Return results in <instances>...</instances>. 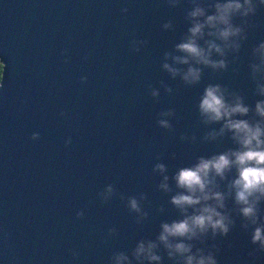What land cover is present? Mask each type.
I'll list each match as a JSON object with an SVG mask.
<instances>
[{
	"label": "water",
	"instance_id": "obj_1",
	"mask_svg": "<svg viewBox=\"0 0 264 264\" xmlns=\"http://www.w3.org/2000/svg\"><path fill=\"white\" fill-rule=\"evenodd\" d=\"M187 7L169 8L165 0H0V264H107L115 251L130 253L138 240L154 239L162 221L178 217L157 190L154 164L164 163L171 176L197 156L232 146L200 142L208 129L196 104L209 83L244 93L250 105L259 99L247 66L251 48L264 41V9L238 63L218 74L206 69L199 86L186 88L161 71V61L187 30ZM169 20L174 31L165 32ZM133 40L147 43L137 53ZM168 109L176 111L171 133L156 124ZM33 133L40 139L33 141ZM182 134L197 142H181ZM109 184L117 196L105 204L97 194ZM139 193L149 215L137 225L119 196ZM110 228L119 236L108 237ZM216 243L219 264H248L252 246L239 220ZM164 264H171L166 256ZM255 264H264V254Z\"/></svg>",
	"mask_w": 264,
	"mask_h": 264
},
{
	"label": "clouds",
	"instance_id": "obj_2",
	"mask_svg": "<svg viewBox=\"0 0 264 264\" xmlns=\"http://www.w3.org/2000/svg\"><path fill=\"white\" fill-rule=\"evenodd\" d=\"M184 2L188 4L184 11L188 27L171 50L163 53L161 71L173 81L179 78L184 87L194 88L201 84L206 69L218 74L238 63L248 33L256 27L253 18L264 9V0H165L169 8H178ZM121 12L126 14L128 9L122 8ZM162 30L174 31L173 21L165 22ZM146 43L133 40L131 49L138 53ZM247 67L254 86L252 94L259 97L254 105L246 103L244 93L220 83L207 84L196 104L199 123L208 129L200 142L228 140L232 146L209 156H197L171 176L164 163H155L152 172L160 177L157 190L169 197L168 204L178 217L162 221L155 238L138 240L130 253L113 252L107 264H164L165 256L171 264H219L221 249L216 241L227 238L238 220L252 246L248 264H255L258 254H264V41L251 48ZM232 71L238 74L236 68ZM80 82L86 83L87 77H81ZM160 88L168 95L173 92L163 80ZM148 91L159 102L160 91L151 85ZM60 116L66 118L67 114L61 112ZM173 119L175 109L160 111L156 124L171 133ZM31 139L39 140V133H33ZM179 139L189 144L197 142L196 135L182 134ZM71 143L69 137L65 147ZM156 159L160 161L161 157ZM97 196L109 203L117 196L115 186L107 185ZM119 199L134 215L137 225L148 219L143 208L147 200L144 193L120 195ZM157 211L163 214L165 208L161 206ZM83 217L84 211H78L76 218ZM118 236L116 228L108 230V237ZM70 254L79 259L76 250H70Z\"/></svg>",
	"mask_w": 264,
	"mask_h": 264
},
{
	"label": "trees",
	"instance_id": "obj_3",
	"mask_svg": "<svg viewBox=\"0 0 264 264\" xmlns=\"http://www.w3.org/2000/svg\"><path fill=\"white\" fill-rule=\"evenodd\" d=\"M0 73H1V64H0Z\"/></svg>",
	"mask_w": 264,
	"mask_h": 264
}]
</instances>
